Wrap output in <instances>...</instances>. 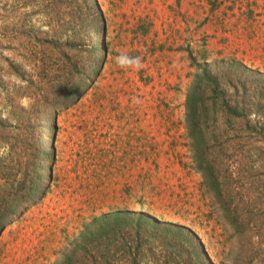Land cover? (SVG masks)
I'll use <instances>...</instances> for the list:
<instances>
[{"label": "rangeland", "instance_id": "374dc122", "mask_svg": "<svg viewBox=\"0 0 264 264\" xmlns=\"http://www.w3.org/2000/svg\"><path fill=\"white\" fill-rule=\"evenodd\" d=\"M97 1L87 88L48 115V156L28 204L0 230V264H51L84 222L121 207L189 227L217 263L221 211L191 166L182 124L188 54L264 73V0ZM14 2L0 0L4 33ZM121 54L143 66L118 68Z\"/></svg>", "mask_w": 264, "mask_h": 264}, {"label": "trees", "instance_id": "16d2710c", "mask_svg": "<svg viewBox=\"0 0 264 264\" xmlns=\"http://www.w3.org/2000/svg\"><path fill=\"white\" fill-rule=\"evenodd\" d=\"M14 1L0 29V230L40 180L49 113L87 88L101 17L97 0ZM188 58L182 124L191 166L221 211L217 263L189 227L121 207L84 222L51 264H264V73L225 55Z\"/></svg>", "mask_w": 264, "mask_h": 264}, {"label": "clouds", "instance_id": "9594fccd", "mask_svg": "<svg viewBox=\"0 0 264 264\" xmlns=\"http://www.w3.org/2000/svg\"><path fill=\"white\" fill-rule=\"evenodd\" d=\"M114 63L121 69H135L139 70L143 66L142 57L129 56L127 54H121L114 57Z\"/></svg>", "mask_w": 264, "mask_h": 264}]
</instances>
